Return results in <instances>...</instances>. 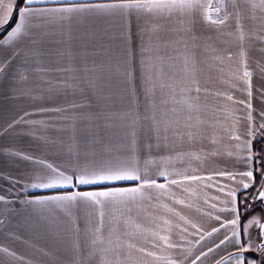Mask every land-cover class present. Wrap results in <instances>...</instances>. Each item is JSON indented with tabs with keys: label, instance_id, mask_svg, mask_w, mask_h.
Wrapping results in <instances>:
<instances>
[{
	"label": "snow or ice",
	"instance_id": "6c2138e0",
	"mask_svg": "<svg viewBox=\"0 0 264 264\" xmlns=\"http://www.w3.org/2000/svg\"><path fill=\"white\" fill-rule=\"evenodd\" d=\"M222 37L239 47L226 78ZM249 49L264 57V0H0V80L33 106L0 135L27 126L55 157L0 148L31 165L0 172V227L18 239L17 217H46L49 264H264V63ZM213 68L229 91L207 86ZM0 264L34 262L0 245Z\"/></svg>",
	"mask_w": 264,
	"mask_h": 264
},
{
	"label": "crops",
	"instance_id": "0c3cea01",
	"mask_svg": "<svg viewBox=\"0 0 264 264\" xmlns=\"http://www.w3.org/2000/svg\"><path fill=\"white\" fill-rule=\"evenodd\" d=\"M245 24L248 28L252 27V22L249 20H246ZM234 27L235 25L233 24V28L230 30H234ZM222 39L225 41V43L217 42V46L220 49H228L234 54H236L232 62H225L224 75L226 78L227 73L231 70H234L236 67V64L239 59V47L238 43L230 37H222ZM248 56L249 63H251L253 67H255L256 61L264 63V57H262L261 54L255 51L254 49H249ZM209 75L212 77V79H207ZM218 77L219 73H217L214 68L210 72L206 71L204 78L207 79V86L213 91H229L230 89L228 88V85L222 84ZM252 83L255 88L258 87L260 84L264 83V81L260 80L258 78V75H254ZM235 95L241 99L244 98V96H242L240 92H235ZM208 103L210 105V110L207 113L206 118L212 120L215 118L216 114L211 111V109L217 107L220 102L217 101L214 97H209ZM253 105L257 106L258 101L254 100ZM32 110L33 106L30 101L26 99L12 98L8 92L7 81L0 80V131H2L3 128H6L7 125L13 120H15L17 117L23 115L25 111ZM32 118L43 119V117L41 116H34ZM27 130V126H25L23 129L19 126H17L15 129H9L7 133H5L4 135H0V148H18L25 152H35L37 155H42L49 160L54 159V147L37 144L32 140L31 137L26 134H23L26 133ZM30 167L31 165L28 161L20 159L10 161L6 158L0 157V172H10L12 175H20L26 170H29ZM211 167L212 166L209 165L205 169V171L210 170ZM0 183H2L3 187H7L6 182ZM29 191L34 193L35 195H42L48 192H52L54 190L30 189ZM197 193L198 196L201 198L200 207L202 209L207 207V205L203 203V198L218 195L214 188L198 189ZM176 207L177 210L180 211L183 215L189 217L197 223L203 224L205 227L210 228L212 225L215 224L214 221H209L207 217L196 212L194 209L185 208L179 205H177ZM140 219L141 222L147 223V220L143 217V215H141ZM8 230L16 233L18 239L9 237L6 228L0 227V245L10 246L18 254H22L27 258H31L34 264H49V258L44 256L40 251L37 250L40 248L46 250H51L54 248L53 235L50 231V226L46 217L37 216L35 214H29L25 212L22 216L17 217L13 221V223L8 226ZM220 238H222V236ZM215 242L219 243V239H216ZM138 243H141L144 247H148V245L143 244L142 242L138 241ZM33 245L35 247H32ZM207 246H211V241L206 242V246L204 248L205 251L207 250ZM226 254V252H220V255ZM215 258L218 259L219 256H216ZM206 264H214V259L212 256L208 258Z\"/></svg>",
	"mask_w": 264,
	"mask_h": 264
}]
</instances>
